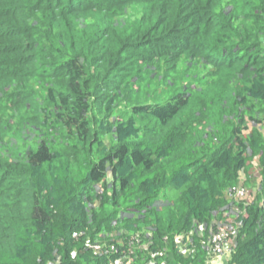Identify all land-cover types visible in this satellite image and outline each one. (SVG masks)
<instances>
[{
	"label": "trees",
	"instance_id": "obj_1",
	"mask_svg": "<svg viewBox=\"0 0 264 264\" xmlns=\"http://www.w3.org/2000/svg\"><path fill=\"white\" fill-rule=\"evenodd\" d=\"M216 234L264 264V0H0V264H212Z\"/></svg>",
	"mask_w": 264,
	"mask_h": 264
},
{
	"label": "rangeland",
	"instance_id": "obj_2",
	"mask_svg": "<svg viewBox=\"0 0 264 264\" xmlns=\"http://www.w3.org/2000/svg\"><path fill=\"white\" fill-rule=\"evenodd\" d=\"M134 6H132L131 8H133ZM136 7V6H135ZM130 8V10H131ZM206 69L201 67V68H198V67H195V68H192L191 70H189V73L190 75H194V74H198V75H203L204 71ZM207 70H210V68H207ZM184 73L183 71H179L176 75H180ZM120 109H122V106H120ZM252 164H253V167L248 169V177H250V180H251V186L250 187H244L242 185L238 186V188L240 189L238 192L240 193V195L243 197V198H249L250 197V192L255 188V185H256V177H257V168H258V164H257V159L256 158H253L252 159ZM248 189V190H247ZM229 232H232V230H229ZM223 238V237H222ZM213 240V238L211 239ZM219 255L216 256L215 260L212 261V264H222L223 261H225L226 257H225V253L228 255L229 253V246L226 244V243H221L219 244Z\"/></svg>",
	"mask_w": 264,
	"mask_h": 264
},
{
	"label": "built area",
	"instance_id": "obj_3",
	"mask_svg": "<svg viewBox=\"0 0 264 264\" xmlns=\"http://www.w3.org/2000/svg\"><path fill=\"white\" fill-rule=\"evenodd\" d=\"M220 238H222V236H217V234H216V235H214L213 240H212V243L215 247V250H218V251L220 249L219 245H218V241L220 240Z\"/></svg>",
	"mask_w": 264,
	"mask_h": 264
}]
</instances>
